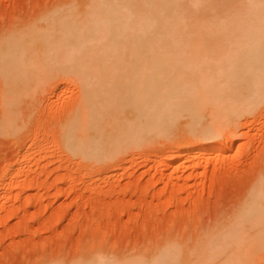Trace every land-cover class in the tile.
Returning a JSON list of instances; mask_svg holds the SVG:
<instances>
[{
	"label": "bare ground",
	"instance_id": "1",
	"mask_svg": "<svg viewBox=\"0 0 264 264\" xmlns=\"http://www.w3.org/2000/svg\"><path fill=\"white\" fill-rule=\"evenodd\" d=\"M54 5L0 39V81L6 82L0 128L6 134L15 135L21 127L12 97L37 79L67 75L80 85L77 104L58 128V144L68 158L106 163L149 137H171L177 123L185 121V129L177 128L183 130L174 161L183 171L186 166L196 170L206 152L193 148L214 140L264 101V0H71ZM218 144L211 148L222 153L230 148ZM29 145L36 147L34 141ZM11 173L15 177L17 171ZM260 177L235 214L211 229L206 243L207 235L192 248L188 258L195 264H215L216 259L247 264L264 254ZM167 242L150 257L146 250L122 263L97 255L95 263L80 264L188 260L182 244Z\"/></svg>",
	"mask_w": 264,
	"mask_h": 264
},
{
	"label": "rangeland",
	"instance_id": "2",
	"mask_svg": "<svg viewBox=\"0 0 264 264\" xmlns=\"http://www.w3.org/2000/svg\"><path fill=\"white\" fill-rule=\"evenodd\" d=\"M68 1L0 0V39L55 3ZM4 85L0 81V123ZM79 88L63 75L37 79L16 99L11 96L22 130L18 127L14 135L0 128V193L5 191L0 199V264L95 263L97 255L122 263L136 252L153 255L169 239L188 253L181 263L195 264L188 258L192 248L207 235L206 243L211 229L235 214L264 175V101L227 127L229 132L225 128L214 140L195 146L193 151H205L207 160L196 170L186 166L183 171L174 156L183 130L177 128H184L185 121L176 124L171 137H149L106 163L64 155L58 128L77 104ZM45 138L51 140L48 145L42 144ZM214 142L230 148L216 151ZM259 256L251 262L264 264V254Z\"/></svg>",
	"mask_w": 264,
	"mask_h": 264
}]
</instances>
